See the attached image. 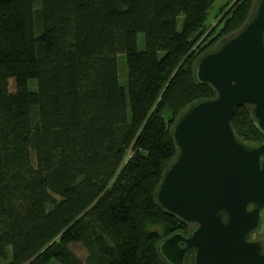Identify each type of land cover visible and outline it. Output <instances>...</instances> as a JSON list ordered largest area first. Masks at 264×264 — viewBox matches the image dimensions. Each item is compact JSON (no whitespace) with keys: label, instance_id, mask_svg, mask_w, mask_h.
<instances>
[{"label":"trees","instance_id":"1","mask_svg":"<svg viewBox=\"0 0 264 264\" xmlns=\"http://www.w3.org/2000/svg\"><path fill=\"white\" fill-rule=\"evenodd\" d=\"M216 1L0 0V264H168L160 243L190 231L155 199L170 129L214 96L195 62L256 0ZM232 124L264 139L248 106Z\"/></svg>","mask_w":264,"mask_h":264},{"label":"water","instance_id":"2","mask_svg":"<svg viewBox=\"0 0 264 264\" xmlns=\"http://www.w3.org/2000/svg\"><path fill=\"white\" fill-rule=\"evenodd\" d=\"M194 76L215 94L175 118L176 155L155 189L159 208L192 229L166 237L160 255L168 264H264V139L248 141L232 124L248 106L264 137V0L197 58Z\"/></svg>","mask_w":264,"mask_h":264},{"label":"rangeland","instance_id":"3","mask_svg":"<svg viewBox=\"0 0 264 264\" xmlns=\"http://www.w3.org/2000/svg\"><path fill=\"white\" fill-rule=\"evenodd\" d=\"M235 1L236 0H217L216 1V3L214 4V8H213V10H212V13H211V15L212 14H216V13H218V11H220V10H223L224 9V13H226L227 12V10H229V8H231L232 6H233V4L235 3ZM213 17V16H212ZM214 28V25H212L210 28H209V30L206 32V34L203 36V37H205L206 35L209 37V35L212 33V35L211 36H215L213 39H212V41L214 40H216L217 39V37L219 36V35H217L218 34V32H219V27L216 29V30H212ZM218 30V31H217ZM142 35V33H140V36ZM225 37V35L224 36H220L216 41H215V43L218 41V40H221L222 38H224ZM183 71L184 70H180V72H179V74L178 75H180V74H182L183 73ZM14 83V81H13V79H11L10 81H9V87H10V90H12L13 91V84ZM190 90H191V92H192V94L194 95V96H200L201 95V89L200 88H198V87H195V86H193V85H190ZM258 236H259V238L260 239H262L263 240V242H264V212H263V222H262V225H261V228H260V230L258 231ZM75 250L77 251V253L79 254V255H81V256H84L85 255V250L81 247V246H77L76 248H75Z\"/></svg>","mask_w":264,"mask_h":264},{"label":"flooded vegetation","instance_id":"4","mask_svg":"<svg viewBox=\"0 0 264 264\" xmlns=\"http://www.w3.org/2000/svg\"><path fill=\"white\" fill-rule=\"evenodd\" d=\"M191 229H192V228H190V230H191ZM257 234H258V233H257ZM257 238L260 239L258 235H257ZM260 240L262 241L263 246H264V242H263V240H262V239H260Z\"/></svg>","mask_w":264,"mask_h":264}]
</instances>
